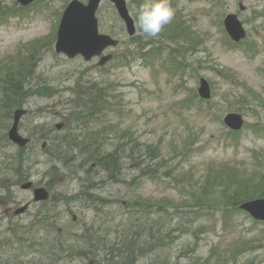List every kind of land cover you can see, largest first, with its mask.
Returning <instances> with one entry per match:
<instances>
[{"label": "rangeland", "instance_id": "rangeland-1", "mask_svg": "<svg viewBox=\"0 0 264 264\" xmlns=\"http://www.w3.org/2000/svg\"><path fill=\"white\" fill-rule=\"evenodd\" d=\"M37 1L34 6L22 7L17 0H0L4 12L6 9L18 14L28 11L26 19L19 16L8 17L11 21L0 19V75L5 61H16L29 53L28 43L33 39L46 40L36 44L43 46L35 57L15 66L9 76L10 79L24 77L26 82L27 95L16 100L15 108L29 111L20 124L22 134L32 139L27 153L19 154L17 147L5 139L15 108L9 117L5 109L0 112V264H37L42 257L38 248L21 250L14 237L26 232L43 209H51L48 210L53 216L50 225L54 230L63 229V237L69 239L68 246L74 244L68 259L57 264L65 261L67 264H187L189 260L198 262L209 256L213 247L217 251L214 257L225 256L244 239L255 236L260 240L248 249L239 250L236 264H264V222L253 224L251 218L242 214L235 220L238 225L229 220V227L225 229L220 212L195 200L202 193L199 182L206 171L219 170L218 165L223 162L240 167L243 174L237 178L226 177L219 195L233 188L236 182L242 187H251L254 193L264 190V133L261 132L264 72L259 69L264 66V0H172L175 17L190 24L192 40H199L196 56L187 57V64L191 65L188 82L182 81L181 75L172 79L165 72H152L141 63L139 56L132 55L136 52V43L130 39L109 1H103L97 13L100 30L122 42L119 47L106 51L114 54L107 66L97 67L98 58L87 62L81 56L69 59L56 53L51 30L71 0ZM129 8L138 23L140 7L132 0ZM229 13H237L245 21L248 41L259 49L255 57L239 48L231 52L224 47L226 34L220 23ZM137 32L142 45H147L141 30L137 28ZM129 52L130 66L123 63ZM198 77L207 79L211 86L213 113L203 112L206 106L202 105L207 103L199 97L193 103V99L183 101L193 91L198 96ZM92 80L117 86L125 106L117 124L122 129H130L126 142L139 146L133 151V158L124 157L123 175L116 182L107 175L89 176L87 167L82 170L81 159L74 168L67 169L51 154L50 147L57 143L54 140L72 132L73 126L58 131L56 124L67 123L72 101L80 105L77 94L74 96L76 84ZM46 85H49L47 89L43 88ZM45 90L52 93H42ZM232 111L243 114L246 119L239 138L225 133L228 128L223 118ZM116 114L108 117L114 119ZM84 130L82 127L73 133L81 131L84 135ZM188 138L195 143L191 152L187 151ZM108 139L111 146L116 143L115 134H109ZM43 143L47 144L45 149ZM139 155L147 161L138 164L134 157ZM14 157L27 160L24 168L27 176L35 184L51 189V195L57 198L55 202L53 195L46 202H35L33 192L21 190L19 186L11 188V195L6 197L7 177H15L5 163L16 169L18 161ZM148 164L151 168L157 164L164 168L157 181L152 175L146 176ZM53 167L61 171H54ZM169 167L171 175H164ZM184 172H187L186 178L176 176ZM89 178L100 183L99 186L80 193ZM259 181L260 186L255 184ZM86 192L93 196V201ZM137 196L142 200L141 207L134 201ZM103 198L107 202H102ZM150 199L155 200L154 205ZM28 201L30 209L15 216L14 208ZM74 214L78 217L76 222L72 219ZM39 233L32 228V234ZM119 241L121 244H117ZM104 244L118 257L112 259ZM224 264L234 263L229 260Z\"/></svg>", "mask_w": 264, "mask_h": 264}, {"label": "trees", "instance_id": "trees-1", "mask_svg": "<svg viewBox=\"0 0 264 264\" xmlns=\"http://www.w3.org/2000/svg\"><path fill=\"white\" fill-rule=\"evenodd\" d=\"M23 82L24 81L20 79L18 81L14 80L13 82L7 85L8 87L6 89L12 94L14 93L20 95ZM81 92L85 94V96L82 97L81 100H87L83 101L84 105L80 106L79 108H81V110H83L87 114L89 122H91L93 119H96V123H98L99 121L102 123V120L104 119L102 118V116H98L99 114L96 113V109L104 108V105L106 104V101L104 100L105 94L103 93V91L101 90L94 94L93 90L90 92H85V89H83ZM92 106H94L95 109ZM100 125L104 126V124ZM94 133H102L103 135L102 137H100V135H96L94 136V138H91L89 142L82 141L79 143H77L76 138H72L70 135H68L66 138L61 139L58 145H55V147L53 148V152L56 156L61 157V159H63L67 167L70 163H72L74 166L75 162L81 159V164L89 166L88 171L94 170L93 165L96 164L102 170H104L110 177L118 176L122 168V156L123 154L127 153V145L125 146L122 143V137H119L116 144L110 148L109 146H107V134L103 133L102 129L97 128L96 132ZM78 149L80 150L79 153L74 154L73 152ZM203 190L204 192H202L201 195L195 196V200L206 202L209 205L213 204L218 207L223 206L224 208L230 206L236 208L244 200L264 196V190L254 193V191L249 192V187L247 186H244L243 190H241L238 186V188L234 189L231 192V194L233 195L223 196L221 202L214 203L211 198L217 199V196H210L211 198L209 197V193L212 189L208 190L206 187ZM127 249H129V247H127ZM113 250L116 251L115 248ZM120 250L121 248L118 249V251ZM111 253L112 255L115 254H113V252Z\"/></svg>", "mask_w": 264, "mask_h": 264}, {"label": "clouds", "instance_id": "clouds-1", "mask_svg": "<svg viewBox=\"0 0 264 264\" xmlns=\"http://www.w3.org/2000/svg\"><path fill=\"white\" fill-rule=\"evenodd\" d=\"M175 15L172 0H144L140 6L137 28L150 38H158Z\"/></svg>", "mask_w": 264, "mask_h": 264}, {"label": "water", "instance_id": "water-1", "mask_svg": "<svg viewBox=\"0 0 264 264\" xmlns=\"http://www.w3.org/2000/svg\"><path fill=\"white\" fill-rule=\"evenodd\" d=\"M100 0H91L90 1V6L88 7L87 9V14H88V19L90 22L93 23V25L95 26V18H94V12L95 10L97 9L98 7V4H99ZM118 7H119V10L121 12V14L123 16L126 17V19L128 20V25H129V28L131 29L132 28V21L127 17L128 13L126 11V9L121 5L120 6V3H121V0H117L116 1ZM234 20H235V17H233ZM235 25H236V28L240 30V25L239 23L235 20ZM244 33L242 32L240 36H243ZM21 116V113H16V121H15V124L18 123V120H19V117ZM15 130L16 128L13 129V131L11 132V137L15 140V141H19L20 139L17 137V135L15 134ZM23 144V142H21ZM46 197V194L43 192V191H37V199H43ZM264 201H258V205L260 206ZM247 208H252V206H255V203L252 202V203H248L245 205ZM263 216H264V210L262 211L261 213Z\"/></svg>", "mask_w": 264, "mask_h": 264}, {"label": "bare ground", "instance_id": "bare-ground-1", "mask_svg": "<svg viewBox=\"0 0 264 264\" xmlns=\"http://www.w3.org/2000/svg\"><path fill=\"white\" fill-rule=\"evenodd\" d=\"M99 199V198H98ZM100 200V199H99Z\"/></svg>", "mask_w": 264, "mask_h": 264}]
</instances>
